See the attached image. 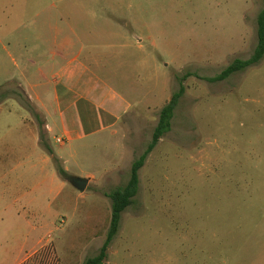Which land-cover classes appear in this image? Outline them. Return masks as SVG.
Here are the masks:
<instances>
[{
	"label": "rangeland",
	"instance_id": "obj_1",
	"mask_svg": "<svg viewBox=\"0 0 264 264\" xmlns=\"http://www.w3.org/2000/svg\"><path fill=\"white\" fill-rule=\"evenodd\" d=\"M262 8L263 0H0V264L97 255L109 195L128 183L181 84L172 129L140 171L105 264H264V59L205 80L253 55ZM18 46H32L38 64L30 94L9 80ZM76 178L87 179L84 191Z\"/></svg>",
	"mask_w": 264,
	"mask_h": 264
},
{
	"label": "trees",
	"instance_id": "obj_2",
	"mask_svg": "<svg viewBox=\"0 0 264 264\" xmlns=\"http://www.w3.org/2000/svg\"><path fill=\"white\" fill-rule=\"evenodd\" d=\"M264 59V0L263 8L261 9L257 17V45L253 55L246 60L236 59L230 65H228L221 73L214 77L205 78L206 81L214 83L221 82L233 74L241 72L248 67L259 64ZM185 94V87L181 84L179 91L173 94L171 100L161 109L159 114L158 123L153 131L152 139L147 145L145 151L140 155L132 164L131 173L129 181L123 187L113 190L109 197L112 200L111 206V220L110 227L107 234V238L104 241L102 247L100 248L97 255L88 258L82 264H105V261L108 256V249L111 242L119 232L120 222L122 214L126 209L133 204L134 198L138 194L140 186V171L145 166L146 161L149 155L155 150L158 146L160 140L172 129V122L175 117L176 109L179 105V102L183 95ZM26 105L30 104L29 100H26ZM40 124V130H41ZM45 133L40 131V143L48 148L45 140ZM50 153L51 150L48 149ZM58 173L64 179L68 178L70 175L64 169H58Z\"/></svg>",
	"mask_w": 264,
	"mask_h": 264
},
{
	"label": "crops",
	"instance_id": "obj_3",
	"mask_svg": "<svg viewBox=\"0 0 264 264\" xmlns=\"http://www.w3.org/2000/svg\"><path fill=\"white\" fill-rule=\"evenodd\" d=\"M21 48L22 47L18 46L19 53H18V57L17 58H16V56H11L12 63H13V66L15 67V69H16V72L14 73V76H12L9 80L10 81L18 80L20 82L21 87L27 93L30 94L31 91H34V89L39 87V86L36 87V85L33 84V81L31 80V78L29 76V72L32 70V67L35 66V65L38 66V64H36V61L34 59H32V52H33L32 46H29L28 48L24 47V50H21ZM77 61H78V57H75L74 59H72V61H70L71 63H69V65L74 63V65H72L71 68L69 67V69H71L70 72L73 73V75L75 74V72L79 71V69L81 67V65L79 63L75 64V62H77ZM64 69L62 71H59V74L61 76L60 78H64L65 77L66 73L64 72ZM36 73H38L41 76L40 78L44 77L43 76V71H42V69L40 67H38ZM72 77L73 76L67 77L68 78L67 80H69V82L71 84H73V82H74ZM39 80H42V79H39ZM29 98H32V96L30 95ZM36 100H40L39 96H37ZM43 104L44 103L40 101L39 105L42 106ZM38 137L39 136H37V138ZM58 139H60V138H58Z\"/></svg>",
	"mask_w": 264,
	"mask_h": 264
},
{
	"label": "water",
	"instance_id": "obj_4",
	"mask_svg": "<svg viewBox=\"0 0 264 264\" xmlns=\"http://www.w3.org/2000/svg\"><path fill=\"white\" fill-rule=\"evenodd\" d=\"M87 179L76 178L73 179V183L79 188L80 191H84L87 185Z\"/></svg>",
	"mask_w": 264,
	"mask_h": 264
},
{
	"label": "built area",
	"instance_id": "obj_5",
	"mask_svg": "<svg viewBox=\"0 0 264 264\" xmlns=\"http://www.w3.org/2000/svg\"><path fill=\"white\" fill-rule=\"evenodd\" d=\"M58 141H60V139H58Z\"/></svg>",
	"mask_w": 264,
	"mask_h": 264
}]
</instances>
